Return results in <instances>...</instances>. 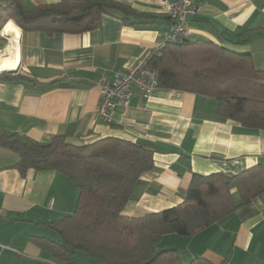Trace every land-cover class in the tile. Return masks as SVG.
<instances>
[{"label":"crops","instance_id":"0c3cea01","mask_svg":"<svg viewBox=\"0 0 264 264\" xmlns=\"http://www.w3.org/2000/svg\"><path fill=\"white\" fill-rule=\"evenodd\" d=\"M111 1L143 17L125 20L114 11L83 34L22 32L19 71L0 78V130L39 143L63 136L86 146L115 138L155 149L154 169L142 175L124 210L135 218L181 205L193 175L235 177L264 169V131L220 120L213 97L163 87L144 97L135 90L127 108L113 111L112 123L98 118L100 82L113 81L162 43L172 26L163 2L177 0ZM24 2L33 8L60 0ZM195 6L188 17L192 41L249 55L264 71V0H196ZM18 162L16 153L0 147V264H103L84 253L63 263L30 240L59 241L46 224L71 215L79 193L56 171L22 176ZM231 193L238 199L236 186ZM164 244L178 250L184 264L195 258L264 264V193L194 236H167Z\"/></svg>","mask_w":264,"mask_h":264},{"label":"trees","instance_id":"16d2710c","mask_svg":"<svg viewBox=\"0 0 264 264\" xmlns=\"http://www.w3.org/2000/svg\"><path fill=\"white\" fill-rule=\"evenodd\" d=\"M118 11L125 20L141 18L111 0H60L29 7L24 0H0V14L22 32L83 34L97 29L106 13ZM160 73L159 87L192 92L218 101V118L264 131V71L249 55L209 41L169 43L150 61ZM12 78L1 75L0 78ZM0 147L19 156L15 168L56 171L70 180L79 196L75 211L46 224L59 241L30 240L54 259L68 263L78 253L103 264H184L180 253L165 247L167 236L189 238L218 223L264 193V169L238 176L193 175L184 202L174 208L135 218L124 214L135 199L142 175L154 169L155 149L109 138L86 146L56 136L48 143L0 130ZM236 186L238 199L231 193ZM188 264H212L195 258Z\"/></svg>","mask_w":264,"mask_h":264},{"label":"built area","instance_id":"2783aa9c","mask_svg":"<svg viewBox=\"0 0 264 264\" xmlns=\"http://www.w3.org/2000/svg\"><path fill=\"white\" fill-rule=\"evenodd\" d=\"M165 12L172 22L162 43L154 50H148L140 61L124 73L117 74L113 81L100 82V102L97 116L105 123H112V113L117 107L127 108L137 90L144 97L159 87L160 73L150 66V61L169 43H180L191 39L188 17L196 11V0L164 1Z\"/></svg>","mask_w":264,"mask_h":264},{"label":"bare ground","instance_id":"6f19581e","mask_svg":"<svg viewBox=\"0 0 264 264\" xmlns=\"http://www.w3.org/2000/svg\"><path fill=\"white\" fill-rule=\"evenodd\" d=\"M21 35L22 30L11 21L0 32V37H3L8 43L0 52V74L16 72L19 69L21 62Z\"/></svg>","mask_w":264,"mask_h":264},{"label":"rangeland","instance_id":"374dc122","mask_svg":"<svg viewBox=\"0 0 264 264\" xmlns=\"http://www.w3.org/2000/svg\"><path fill=\"white\" fill-rule=\"evenodd\" d=\"M5 14L1 13L0 14V26L3 24L4 20H5ZM7 41L0 38V52L5 48V46L7 45ZM6 75V74H3ZM7 75H11V74H7Z\"/></svg>","mask_w":264,"mask_h":264},{"label":"water","instance_id":"95a60500","mask_svg":"<svg viewBox=\"0 0 264 264\" xmlns=\"http://www.w3.org/2000/svg\"><path fill=\"white\" fill-rule=\"evenodd\" d=\"M0 38L4 39L3 37H0ZM18 71H16V72H4V73H1L0 76L3 75V74H11V75H13V74H16Z\"/></svg>","mask_w":264,"mask_h":264}]
</instances>
